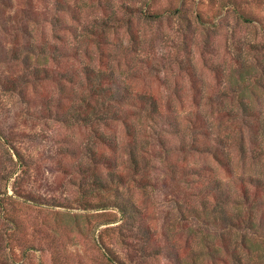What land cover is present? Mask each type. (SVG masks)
<instances>
[{"label":"rangeland","instance_id":"obj_1","mask_svg":"<svg viewBox=\"0 0 264 264\" xmlns=\"http://www.w3.org/2000/svg\"><path fill=\"white\" fill-rule=\"evenodd\" d=\"M99 71L105 98L128 86L163 116L123 106L134 137L89 124ZM263 150L264 0H0V264H234L233 245L204 254L235 232L194 206L208 172L232 194L237 175L264 183Z\"/></svg>","mask_w":264,"mask_h":264},{"label":"trees","instance_id":"obj_2","mask_svg":"<svg viewBox=\"0 0 264 264\" xmlns=\"http://www.w3.org/2000/svg\"><path fill=\"white\" fill-rule=\"evenodd\" d=\"M231 10L238 19H241L244 22H249L245 15L239 12L236 6H232ZM144 17L148 20L151 18L156 20L160 19V15L154 14H144ZM97 74L100 76H98L99 82L96 84L98 86L96 90H98V92L100 91L101 94H99L100 96L97 95V97L94 98L92 102L93 104L87 103V109H89V112L92 113L91 117L86 116L89 124L93 119L92 117H95L103 112V120L109 117L112 120L122 121L127 128L129 136L134 137L136 129L134 128L133 123H131L132 115L130 114L131 111H128V109H140L142 112H154L156 109H159V113L163 116L161 112V102L159 100L154 98L144 99V97H141V100L131 98L130 94L132 91L128 86L123 87L124 92L122 95H114V99L108 97L105 98L107 93L115 92L114 83L112 84L106 80L102 72L99 71ZM93 75H96V73L93 72ZM123 106H127L128 109L123 111ZM242 106H244V103ZM92 124L93 123H91V125ZM205 124L207 126L206 121ZM177 126L178 125L175 123L174 128ZM132 130L133 132H131ZM205 132L207 134V131ZM222 143L225 146V142L222 140L218 142V145H222ZM262 147V145H257L259 150ZM238 149L241 158H245L247 151L243 144L238 143ZM142 151V149H133L130 154L132 158V168L137 171L138 175L140 173L138 170V164L140 161L143 162L146 160L145 156L141 154ZM208 152L214 155L220 166L228 168V170L230 169L231 164L228 154L225 156L223 150L221 151L216 144L213 148H209ZM255 152H253V154ZM262 152H264V150ZM261 155H264V153ZM207 174L211 177L206 179L207 185L203 189L202 204L200 206H194V208H199L201 210L204 214V218L209 219V221L212 222L211 224L215 226L214 229L224 226L227 230H229V232H235V238L223 239L222 244L221 240H219V243H216L217 240L215 239H206L204 244V254H210L211 250L215 254H219L221 247L224 246L223 251H225L228 246L233 245V248L228 250V253H230L236 261L234 264H242L243 250L246 251L244 254L247 259L253 257L254 254H257L258 259L260 258L261 260H264V183L259 178L252 179L247 177L245 178L242 175H237L233 177L235 180H233L232 183L236 188H238V191L237 193L232 194L230 192L232 184L222 182L221 180L213 177V175L209 172ZM129 182L133 183L134 180L131 179ZM136 184H138V182H136ZM138 185L139 187L141 186L140 183ZM251 185H254V187H252L253 189L250 191L249 189ZM125 206L128 209V205L121 203L117 204L115 208L119 210L121 215H123V218H132V209L129 207V210H127ZM231 207H233L232 210H230ZM192 213L196 215L197 210L193 209ZM196 216L198 217L199 215ZM213 246H216L217 248Z\"/></svg>","mask_w":264,"mask_h":264}]
</instances>
